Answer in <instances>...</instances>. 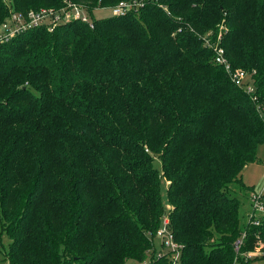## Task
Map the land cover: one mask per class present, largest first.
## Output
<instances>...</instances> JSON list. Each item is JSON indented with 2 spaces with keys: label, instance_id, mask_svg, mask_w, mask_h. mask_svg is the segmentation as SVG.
Returning a JSON list of instances; mask_svg holds the SVG:
<instances>
[{
  "label": "trees",
  "instance_id": "1",
  "mask_svg": "<svg viewBox=\"0 0 264 264\" xmlns=\"http://www.w3.org/2000/svg\"><path fill=\"white\" fill-rule=\"evenodd\" d=\"M70 1L90 22L0 44V264H173L154 247L165 213L175 264H264V217L239 216L255 192L241 171L264 142V0H144L97 17L128 0ZM65 3L0 0V25ZM218 24L252 94L197 35Z\"/></svg>",
  "mask_w": 264,
  "mask_h": 264
},
{
  "label": "built area",
  "instance_id": "2",
  "mask_svg": "<svg viewBox=\"0 0 264 264\" xmlns=\"http://www.w3.org/2000/svg\"><path fill=\"white\" fill-rule=\"evenodd\" d=\"M124 2L125 1L118 2L117 6H119V11L117 13L121 14L123 12H126V10H129L130 8H135L136 6H140L144 2V0H128L126 1V3ZM82 11L83 10H81V8L77 4L68 1L64 5H62L59 9L43 8L40 9L39 11L30 10L27 13L26 17H23L19 13H13L14 14L13 19H15L20 24L19 27L20 29L17 30H25V29L33 28L35 25H41L43 22L41 21V18L48 15L51 16V24L49 23L48 25V29L51 30L58 22L63 23L72 18H79L82 21L90 22V18ZM221 29L222 27L218 29L216 34L213 33L212 31H209L203 36L202 41L206 47L212 50L213 62L223 67V69L227 72L231 82L236 86L241 87L247 93L252 94L254 92V84L252 79L253 71H248L238 67L237 68L231 67L227 57L225 56V50L223 46L220 44ZM2 41L3 40L1 39L0 43ZM263 189L264 187L259 192L255 191L250 195V211L247 213V218L254 224H257L258 220L261 217H264ZM256 210H258L260 213L259 214L256 213ZM167 221H168V217L165 213L161 220V225L156 231V236L161 238L162 239L161 243H163L166 247L169 248L167 252H172L171 259H172V263L175 264L179 258L178 253L181 245L173 241L172 234L170 230L167 228ZM243 236H244V232L241 233L240 238ZM240 238L236 242V245H238V243L240 242ZM256 253L261 254L262 250L257 248L254 251L248 252L247 256L252 257L251 255L255 256ZM160 254H164V253H160Z\"/></svg>",
  "mask_w": 264,
  "mask_h": 264
},
{
  "label": "rangeland",
  "instance_id": "3",
  "mask_svg": "<svg viewBox=\"0 0 264 264\" xmlns=\"http://www.w3.org/2000/svg\"><path fill=\"white\" fill-rule=\"evenodd\" d=\"M64 1L68 2L70 0H64ZM124 3H126V1ZM117 5H118V3L115 4V6H110V7H106L103 9H94L93 10V17H95V16L96 17L97 16H107V15L114 14L115 12L119 11V6H117ZM78 6L81 8V10H83L80 5H78ZM82 12L88 16V14L85 10H83ZM13 15L14 14L11 13V15L4 21V24L0 25V40L1 39L3 40L1 43H3L6 39L8 40L10 38L8 36L16 34L19 31L17 29H20L19 28L20 24L15 19H13ZM41 21H43L41 25L47 31H51L48 29L49 23L51 24V16H48V15L44 16L41 18ZM220 27H221V25L218 24V28H220ZM208 32L209 31L199 32V33H197V35H198V37H200L203 40V36ZM256 155H257V159L254 160L253 162L248 163L242 169V171H241L242 177L241 178L245 182V184L252 185L254 187V190L259 192L264 187V142H262L261 144L258 145L257 150H256ZM154 164H155V166L160 167V161L158 158L155 159ZM161 184H162V199H163L165 208L168 209L169 205L166 201L165 181L162 180ZM239 198L241 199V204L239 207V216H240V225H242L248 219L247 213L250 211V202H249L250 197L243 195V196H239ZM256 213L259 214L260 212L258 210H256ZM161 242H162V239L155 236L154 247H155V251L157 253L156 255H158L160 253H164V254L166 253L169 257H171L170 252H167L169 250V248L166 247ZM160 255H162V254H160ZM256 255L260 256L259 253H256ZM251 256H253V255H251ZM147 262H148V259L141 262V261H137L135 259L129 258L123 264H147Z\"/></svg>",
  "mask_w": 264,
  "mask_h": 264
},
{
  "label": "crops",
  "instance_id": "4",
  "mask_svg": "<svg viewBox=\"0 0 264 264\" xmlns=\"http://www.w3.org/2000/svg\"><path fill=\"white\" fill-rule=\"evenodd\" d=\"M245 167V166H244ZM241 177H242V173H241ZM250 202V201H249ZM256 256V255H255Z\"/></svg>",
  "mask_w": 264,
  "mask_h": 264
}]
</instances>
